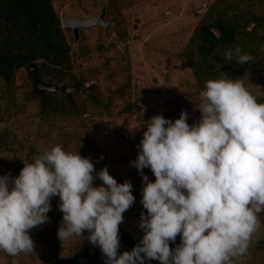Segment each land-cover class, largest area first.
Returning <instances> with one entry per match:
<instances>
[{"label":"clouds","instance_id":"clouds-1","mask_svg":"<svg viewBox=\"0 0 264 264\" xmlns=\"http://www.w3.org/2000/svg\"><path fill=\"white\" fill-rule=\"evenodd\" d=\"M224 55L241 65L253 60L238 46ZM196 106L201 117L191 125L184 111L174 122L163 115L143 122L147 130L130 166L142 175L146 214L131 251L118 254V226L135 202L131 182L118 183L106 166L96 172L90 157L56 144L23 162L19 176H0V252L35 254L30 230L48 222L51 198L58 196L60 241L85 239L87 231L105 264H242L264 227V103L224 73L205 81ZM96 179L102 186H94Z\"/></svg>","mask_w":264,"mask_h":264},{"label":"rangeland","instance_id":"rangeland-1","mask_svg":"<svg viewBox=\"0 0 264 264\" xmlns=\"http://www.w3.org/2000/svg\"><path fill=\"white\" fill-rule=\"evenodd\" d=\"M51 7L58 18L65 15L78 19L96 17L104 8L108 30L82 27L73 41L70 29L62 26L60 29L68 48L69 71L85 80V88L89 85L96 88L105 109L98 108L102 114L89 110L80 119L56 122L53 127L61 126L72 139L63 145L66 151L90 157L96 172L106 166L118 183L131 182L135 202L122 214L124 219L118 227L134 239H142L138 225L141 213L146 214L141 204L144 182L130 162L137 159V146L147 130L143 122L155 115L174 122L182 111L187 112L189 125L197 122L201 117L196 106L199 93L206 80L216 77L205 75L198 82L196 75L209 68L220 78L226 73L241 79L258 102L264 103V35L261 28L254 30V24L248 20L250 14L264 20V0H51ZM219 17L232 18L248 33L255 31L258 42L240 34L232 44L242 54L251 55V62L241 65L233 58L227 66L209 57L204 64L196 56V44L191 41L194 30L201 24H212ZM211 31L215 37L218 35ZM31 71L33 68L21 69L14 74L10 94L2 89L0 81V176L5 167L2 162L9 169L17 168L55 144L51 141L47 144L43 137L48 134L53 137L56 129L48 132L44 128L49 120L39 112L37 102L28 100L32 91H38ZM31 81L33 88L29 92ZM42 81V85L56 87L53 92L58 94L64 91L72 96L76 92L65 81L48 82L46 78ZM28 150L31 152L27 153ZM143 175L149 182L155 181L150 168L143 169ZM93 184L102 186L98 179ZM59 202L58 196L51 198L49 220L37 228L33 237L35 254L13 258L0 252V264H13V260L16 264H47L45 259L51 253L56 252L64 259L85 245L87 231L83 233L85 239L74 236L61 242L58 238L63 218ZM51 217H57L58 222ZM260 219L264 222V214ZM242 264H264V227L254 233Z\"/></svg>","mask_w":264,"mask_h":264},{"label":"trees","instance_id":"trees-1","mask_svg":"<svg viewBox=\"0 0 264 264\" xmlns=\"http://www.w3.org/2000/svg\"><path fill=\"white\" fill-rule=\"evenodd\" d=\"M248 20L254 24V30L261 28L264 35V20L251 14ZM211 30H215L218 35L215 37ZM254 30L248 33L232 18L219 17L212 24H201L199 28H196L191 41L196 44V56L204 64L210 57L216 63L229 66L232 60H227L224 54L234 48V38L243 34L246 37L255 38L258 42L259 39ZM30 68H33L31 73L36 83L46 78L48 82H68L71 88L76 89L72 96H68L64 91L59 94L53 91L38 94L37 91H32L33 81L30 82L29 92H32L28 100L37 102L39 112L43 113L52 124V126L50 123L44 124V128L48 132L51 128L56 129L53 137L51 134L43 137L47 144L51 141L55 143L54 146L56 144L63 146L72 141L70 136L60 128L61 126L53 127L56 122L58 124V122L80 119L89 110L102 114V110L98 109L104 108L100 93L92 85L85 88L83 85L85 80L79 76L75 77L69 71L68 48L61 34L59 19L51 7V0H0V81L2 89L8 94L13 93L14 74L21 69L30 70ZM205 75L220 78L218 73L216 74L209 68L203 74L196 75L198 82H202ZM78 88L80 91H77ZM61 139L64 141L62 142ZM29 152L31 151L28 150L27 153ZM1 165L5 166L1 176L10 173L12 177L19 176L24 167L23 162L14 169L7 168L4 162ZM51 218L55 223L59 220L57 217ZM37 228L30 230L32 239ZM119 239L118 254L131 251L140 241V238L134 239L121 228H119ZM179 243L180 236L177 235L175 242H169L170 248L174 249ZM45 261L47 264H105V257L98 246H93L86 240L85 245L71 256L60 259L54 252ZM146 264L153 263L149 260Z\"/></svg>","mask_w":264,"mask_h":264},{"label":"water","instance_id":"water-1","mask_svg":"<svg viewBox=\"0 0 264 264\" xmlns=\"http://www.w3.org/2000/svg\"><path fill=\"white\" fill-rule=\"evenodd\" d=\"M60 26L70 29L73 41L77 39V32L79 28L88 27V26H97L102 27L108 30V23L104 20V8L102 7L96 17L87 18V19H78V18H70L65 15L59 16ZM38 94L43 93L44 90L53 91L56 87H48L46 85H42V83L38 82L36 84Z\"/></svg>","mask_w":264,"mask_h":264}]
</instances>
